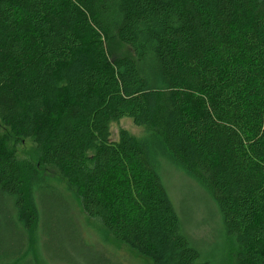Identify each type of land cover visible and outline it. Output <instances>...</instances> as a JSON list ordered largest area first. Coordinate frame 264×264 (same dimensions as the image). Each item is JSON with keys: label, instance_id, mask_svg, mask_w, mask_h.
Listing matches in <instances>:
<instances>
[{"label": "trees", "instance_id": "1", "mask_svg": "<svg viewBox=\"0 0 264 264\" xmlns=\"http://www.w3.org/2000/svg\"><path fill=\"white\" fill-rule=\"evenodd\" d=\"M110 32L134 59H110ZM126 118L149 135L113 140ZM0 123L11 132L0 136V264H21L38 216L70 228L48 168L151 264H214L184 228L166 166L211 197L234 263L264 264V0H0ZM12 137L33 140L36 162L18 159ZM6 232L18 250L2 251Z\"/></svg>", "mask_w": 264, "mask_h": 264}, {"label": "rangeland", "instance_id": "2", "mask_svg": "<svg viewBox=\"0 0 264 264\" xmlns=\"http://www.w3.org/2000/svg\"><path fill=\"white\" fill-rule=\"evenodd\" d=\"M107 49L111 60L122 57L135 58L131 49L122 44L113 32H110ZM121 129L127 130L136 140L147 137L150 132L148 127H137L131 119L126 118L111 124L110 131L113 140H118ZM10 134V130L0 123V136H10ZM10 141L16 156L23 164L36 162L38 149L33 140L12 137ZM163 178L185 230L207 252L214 264H235L236 246L234 241L223 231L218 209L211 197L178 166H166ZM45 184L55 188L65 197L68 204L65 216L70 228L66 230V223L60 222L61 228L53 229L51 228L53 223L51 218H45L43 224V220H40L38 216L39 222L33 230L26 234V251L21 264H25V262H30L28 264H151L129 247L110 237L100 221L87 217L79 199L55 169L45 170ZM3 240L5 246L2 251H7L6 242L13 240L12 247L18 250L17 238L12 239L6 232ZM46 241L53 242L55 245L65 242L67 245H62L60 251L58 250L56 253L52 246L48 251ZM82 248L89 249L94 254L103 255L106 258L78 256V252L82 251Z\"/></svg>", "mask_w": 264, "mask_h": 264}]
</instances>
